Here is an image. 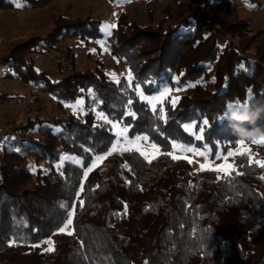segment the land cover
Segmentation results:
<instances>
[{
  "label": "trees",
  "instance_id": "obj_1",
  "mask_svg": "<svg viewBox=\"0 0 264 264\" xmlns=\"http://www.w3.org/2000/svg\"><path fill=\"white\" fill-rule=\"evenodd\" d=\"M47 2L26 0L24 7ZM161 3L156 23L140 25L120 13L106 38L109 54L126 74L131 70V87L125 77L117 84L98 60L80 70L70 59L69 70L56 80L35 68L33 57L57 52L63 39H101L96 17H59L46 35L0 57L1 77L49 95L56 109L48 114L31 109L22 120L0 126V264H264V168L236 155L233 163L242 175L233 172L226 180L166 154L172 140L200 150L207 144L222 154L237 144L233 128L219 115L229 101L264 103V39L248 36V23L237 20L233 0H196L194 7L186 0ZM14 7L15 0H0V11ZM253 42H259L254 49ZM136 84L146 95L164 86L182 89L175 108L169 98L163 102L167 123L139 99ZM78 99L82 110L65 106ZM129 99L135 119L125 115ZM1 102L17 101L0 93ZM99 113L128 126L129 137L148 135L160 147L157 158L149 163L135 151L106 155L116 137ZM203 119L209 125L197 141L182 125L196 122L198 133ZM256 124L264 126V118ZM64 152L85 162L106 158L85 179L80 165L65 163L64 174L57 171ZM81 182L84 191L77 198ZM62 202L76 205L73 235L58 233L66 220ZM49 238L54 251L32 247ZM10 239H17L16 246H9Z\"/></svg>",
  "mask_w": 264,
  "mask_h": 264
},
{
  "label": "rangeland",
  "instance_id": "obj_2",
  "mask_svg": "<svg viewBox=\"0 0 264 264\" xmlns=\"http://www.w3.org/2000/svg\"><path fill=\"white\" fill-rule=\"evenodd\" d=\"M148 1L124 0L123 3L117 4L116 0H49L44 6L34 9L18 8L15 4L12 10L0 11V57L8 54L14 46L31 37H43L53 29L57 19L62 16L70 19L85 16L96 17L100 19L102 25L104 23H115L118 15L125 13L129 19L140 25L154 24L162 18V0H156L153 8L147 6ZM186 1L192 7L196 5V0ZM249 4L255 5V7H248L245 0H233V11L236 13L237 20L248 23V36L255 35L258 40L264 39V0H252ZM113 13H116V15L113 16ZM216 28H218L217 25ZM97 40L99 39L85 43L76 38L63 39L57 52H41L33 57L35 68L46 71L53 80H56L67 73L70 68V59L74 60L76 68L80 70L94 67L95 61L98 60L103 63L104 69L110 78H112L110 75L112 73H115L118 79L120 77L126 78V69L109 54L108 50L105 51L101 48L96 43ZM236 40L238 39L233 38V41ZM258 43L253 42V49ZM92 49H95V51H92ZM180 92L172 89L167 98L171 101L173 98L178 97ZM0 93L10 95L17 101L0 103V126L14 119L22 120L31 109L39 108L44 114L56 111L54 102L49 95L27 86L17 79H6L0 76ZM114 131L117 130L114 129ZM133 138L129 137V139ZM149 144V142H142L143 147L151 151ZM238 147L239 144L237 143L231 146L230 151L235 152ZM245 147L250 150L254 159L264 161V145L245 141ZM63 154L72 155L69 152ZM175 154L181 155L180 152ZM183 155L188 157V161H192L190 164L194 170H199L200 165L204 163V157L202 156L193 153H184ZM233 159L234 156L229 157L228 163H233ZM92 161H82L81 167L85 169L91 166ZM100 162L98 161L97 165ZM222 163H224L222 159L214 161L215 165ZM69 231H71V227ZM39 245L42 250L48 247L44 243Z\"/></svg>",
  "mask_w": 264,
  "mask_h": 264
},
{
  "label": "snow or ice",
  "instance_id": "obj_3",
  "mask_svg": "<svg viewBox=\"0 0 264 264\" xmlns=\"http://www.w3.org/2000/svg\"><path fill=\"white\" fill-rule=\"evenodd\" d=\"M124 0H116L117 4L123 3ZM26 3V0H15L16 7H24ZM245 3L248 7H255V5L249 4L248 0H245ZM116 13H113V16H115ZM117 26L115 23H104L100 26V31L102 33V38L97 40L96 43L100 45L101 48H103L105 51H107V39L108 37L112 36V30L115 29ZM92 51H95V49H92ZM242 68L243 65H240ZM112 79L119 84L120 80L116 76L115 73L110 74ZM183 75V73L181 74ZM127 82L128 86L131 87L134 77L132 75L131 70H128L127 72ZM174 81L178 84L179 83V77H174ZM149 83H154V81H149ZM195 84H188L186 87H195ZM182 89L177 87L176 91H181ZM83 91V90H81ZM90 93H92V90H88ZM172 91L171 87L164 86L162 90L159 91L158 94L156 95H146L144 90L141 88L139 84H136L135 86V92L136 95L139 97V99L143 102H145L148 106H150V109L153 113V115L156 117V119L163 121L164 123L168 122V117L165 108L163 107V102L164 100L170 95ZM248 93V98L251 99L253 92L251 89L247 90ZM179 100V97L173 98L170 103L172 104V107L175 108V105L177 101ZM133 104V101L129 99L127 101V107L128 111L125 113L127 116H131L133 119L136 118L135 112L131 111V105ZM160 105L159 110L157 111V105ZM82 105L83 101L82 100H77L74 104L72 105H65L66 107H72L73 111L76 112L77 110H82ZM99 118L106 121L107 123L112 125L113 129H116L117 131L115 132V142L112 143L110 150L106 153V155L110 156L115 152H119L123 154L124 152H130V151H135L138 152L142 157H144L145 160H147L149 163L153 159L157 158V154L160 153V147L157 145L155 142H151L149 144V148L151 151L146 150L142 142H148L149 141V136L148 135H138L134 137L133 139H129L128 132H129V127L128 126H123L119 123H113L111 120L108 119L107 116H105L103 113L98 114ZM209 125V120L208 119H203L202 123L199 125V132L196 133L194 130L197 127L196 122H190V123H185L182 125L184 130L192 135H194L195 139L197 141L203 140L204 139V134H205V129ZM57 131H61L60 129H57ZM239 144V147L236 149L235 152L233 151H227L226 154H222L219 151L217 152H212L211 149L208 148V145H204V150H200L196 147L193 146H188L184 143H178L175 140L171 141V147L172 151L166 153L167 155L171 156L173 160H178V159H187L188 157L183 155L184 153H193L194 155L197 156H202L204 157V163L200 165V168L198 171H214V172H219L223 174L224 179H228L231 177L232 173L235 172L236 175H242L241 172L237 171L236 166L234 163H228V158L236 155H241L245 156L248 160L249 165L255 164L256 166L260 168H264V161L261 160H256L253 158V155L251 154L250 150L245 147V141L239 140L237 142ZM253 144H261L264 145V137L259 138L258 140H254L252 142ZM16 152H20L21 149L19 147H15L13 149ZM176 152H180L181 155H176ZM106 158L105 155H97L95 156V159L92 161L91 166L87 167L83 171V177L86 179L89 172L93 170L97 166L98 161H103ZM217 159H222L224 163L215 165L214 161ZM192 161L189 160V163ZM65 163H71L75 165H80L82 166L83 162L70 154H61L59 157V162L56 165L57 171L60 172L61 175H63L62 169L64 168ZM124 167H127V165H124ZM32 171L35 172L36 169L33 167ZM219 178V177H218ZM261 179H264V177H261ZM231 181L229 180V183ZM84 191V185L81 182L79 191L76 192V197L79 198L80 194ZM79 204L81 207H83V200L79 201ZM60 208L66 210V220L63 223L62 226L58 228V233H64L67 235H73L72 231H69V228L73 225V218L76 214V205L73 203L71 206L68 203L62 202L60 204ZM125 213L127 212V205L125 204ZM147 210V209H146ZM119 215V214H117ZM9 246H16L17 244V239H10L9 240ZM42 243L47 244L48 247L44 249L46 252H52L54 251V245L53 241L51 238L42 241ZM40 245H32V247H39ZM83 247V244L81 245Z\"/></svg>",
  "mask_w": 264,
  "mask_h": 264
},
{
  "label": "clouds",
  "instance_id": "obj_4",
  "mask_svg": "<svg viewBox=\"0 0 264 264\" xmlns=\"http://www.w3.org/2000/svg\"><path fill=\"white\" fill-rule=\"evenodd\" d=\"M264 118V103H252L247 100L226 102L224 111L219 115L220 120H227L239 140L253 142L264 137V126L256 122ZM251 125L246 127L245 125Z\"/></svg>",
  "mask_w": 264,
  "mask_h": 264
}]
</instances>
